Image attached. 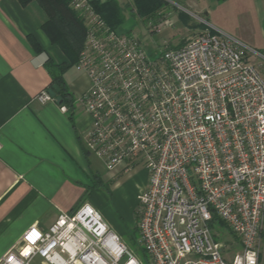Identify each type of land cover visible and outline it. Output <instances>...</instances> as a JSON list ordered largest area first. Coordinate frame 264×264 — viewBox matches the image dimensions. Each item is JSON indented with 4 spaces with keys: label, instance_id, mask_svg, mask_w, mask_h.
<instances>
[{
    "label": "built area",
    "instance_id": "obj_1",
    "mask_svg": "<svg viewBox=\"0 0 264 264\" xmlns=\"http://www.w3.org/2000/svg\"><path fill=\"white\" fill-rule=\"evenodd\" d=\"M69 6L85 30L74 65L89 83L76 100L92 121L83 145L107 171L130 163L148 174L136 207L145 259L82 203L46 230L29 227L0 264H260L264 76L251 58L263 57L209 28L149 54L133 34L110 29L88 0ZM157 25L149 32L160 33ZM35 100L58 103L47 90ZM213 216L236 253L209 227Z\"/></svg>",
    "mask_w": 264,
    "mask_h": 264
},
{
    "label": "crops",
    "instance_id": "obj_2",
    "mask_svg": "<svg viewBox=\"0 0 264 264\" xmlns=\"http://www.w3.org/2000/svg\"><path fill=\"white\" fill-rule=\"evenodd\" d=\"M115 1L121 5L127 0ZM179 5L197 19L204 17L210 30L257 51L264 75V0H180ZM46 20L35 2L23 7L17 0H0V258L29 227L46 230L60 213L74 211L88 197L100 206V194L91 192L102 186L99 173L106 168L83 145L81 138L92 121L76 102L88 89V79L74 66L66 70L63 79L74 104L72 109L64 105L65 113L59 103L35 100L51 85L47 62L69 63L42 32ZM71 69L77 75L68 80ZM144 176L137 193L147 187V172ZM106 219L116 227L111 217Z\"/></svg>",
    "mask_w": 264,
    "mask_h": 264
},
{
    "label": "rangeland",
    "instance_id": "obj_3",
    "mask_svg": "<svg viewBox=\"0 0 264 264\" xmlns=\"http://www.w3.org/2000/svg\"><path fill=\"white\" fill-rule=\"evenodd\" d=\"M180 0H162L161 7L150 17H142L137 14L133 0H127L119 4L122 10L123 23L122 30H130V33L136 36L149 54L162 51L165 47H175L186 38L202 32L207 25L201 19L187 14L179 5ZM182 14L181 21L179 15ZM165 17V19H163ZM153 22L158 24L157 28L161 29L160 33H150L148 24ZM169 23L170 26H166ZM255 41H259V36H255ZM258 58H251V61L259 68ZM261 72V71H260ZM264 74V73H263ZM76 71L71 69L66 74V78L71 80L76 77ZM264 76V75H263ZM146 170L143 166H133L130 163L113 171L105 169L100 170L102 186L95 188L93 195L100 194V206H95L88 197V204L95 208L103 217L104 221L110 226L111 230L116 233L127 248L135 254L142 255L138 245L137 214L135 202L137 186L145 178ZM92 196V195H91ZM98 196V195H97ZM106 216L111 217L115 228L110 225ZM212 231L216 238L223 241L230 248V254L238 251V245L231 233L219 221L214 222ZM142 257V256H141ZM264 264V230L262 233L261 243V260Z\"/></svg>",
    "mask_w": 264,
    "mask_h": 264
},
{
    "label": "trees",
    "instance_id": "obj_4",
    "mask_svg": "<svg viewBox=\"0 0 264 264\" xmlns=\"http://www.w3.org/2000/svg\"><path fill=\"white\" fill-rule=\"evenodd\" d=\"M18 3L26 7L28 4L35 2L44 11L47 20L41 26V30L52 45L57 46L66 56L68 64H55L48 61L46 69L51 78L48 93L56 99L61 105H66L70 109L73 108L74 99L66 88L63 75L70 66H74L78 60L79 54L83 48L85 40V30L78 15L72 11L69 6V0H17ZM176 1V0H172ZM223 1V0H218ZM137 14L142 17H150L155 11L161 7L162 0H133ZM94 11L101 16L106 25L117 30L123 23L122 10L115 0L100 4L99 2H90ZM182 14L179 15L181 21ZM182 22V21H181ZM183 41L176 45L181 46ZM32 46L36 52L41 49L37 43L32 42ZM219 221L226 229V225L218 218L213 216L209 227L212 229L214 222ZM228 230V229H227ZM142 251V249H141ZM139 255V254H137ZM140 256V255H139ZM142 256V257H141ZM140 257L145 259L142 251Z\"/></svg>",
    "mask_w": 264,
    "mask_h": 264
},
{
    "label": "snow or ice",
    "instance_id": "obj_5",
    "mask_svg": "<svg viewBox=\"0 0 264 264\" xmlns=\"http://www.w3.org/2000/svg\"><path fill=\"white\" fill-rule=\"evenodd\" d=\"M33 235H35V236H39V233H33ZM28 239H29V241L30 242H35L34 240H33V236L32 235H30L29 237H28ZM25 255H27V251L25 252Z\"/></svg>",
    "mask_w": 264,
    "mask_h": 264
}]
</instances>
